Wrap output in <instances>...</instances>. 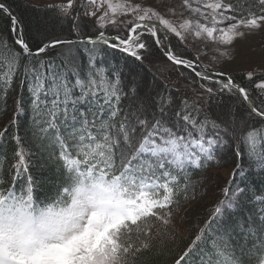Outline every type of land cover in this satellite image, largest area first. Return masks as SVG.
Wrapping results in <instances>:
<instances>
[{
	"label": "snow or ice",
	"instance_id": "snow-or-ice-1",
	"mask_svg": "<svg viewBox=\"0 0 264 264\" xmlns=\"http://www.w3.org/2000/svg\"><path fill=\"white\" fill-rule=\"evenodd\" d=\"M0 20V264H264V0H0Z\"/></svg>",
	"mask_w": 264,
	"mask_h": 264
},
{
	"label": "trees",
	"instance_id": "trees-1",
	"mask_svg": "<svg viewBox=\"0 0 264 264\" xmlns=\"http://www.w3.org/2000/svg\"><path fill=\"white\" fill-rule=\"evenodd\" d=\"M24 2L28 3L30 5H33L35 7H41V6H37L35 4H32L30 2H26V1H24ZM24 18L29 23L30 29H32L33 31L35 30L36 27L39 26L40 21H41L40 14L39 13H35L33 11L25 12L24 13ZM4 24H5V22L3 20H0V30L4 29ZM53 34L55 35V34H63V33L54 32ZM118 58H119V54H118ZM139 71H141V69H139ZM166 73H167L166 77H169V76L171 77L170 79H168V83L172 84L173 81L176 79L175 74L169 73L167 71H166ZM155 74H156V77H157V82L160 83L161 85H163L165 77L163 75L161 76V75H159L157 73H155ZM148 79H149V81H151V79H152V74L151 73L149 74ZM9 116H10V114H4V115L0 116V130H3L4 125L8 122ZM13 131H14V129H9L8 130V134L10 135ZM21 135H24L23 128H21ZM25 147L29 148V147H32V145L26 143ZM12 148H13V145L8 141L7 137H5L3 139H0V159H2L3 156H5V155H10L11 151H12ZM31 159L33 161H37L38 157L33 156V157H31ZM227 165H228V167H230V171H231L232 165L231 164H227ZM32 175L34 177H36L39 182H41V192H44L49 186V183H50L49 177H52L54 175V172H53V170H50L48 168H40V167L34 165L32 167ZM197 179H199V177L197 175H193L192 176V180L193 181H196ZM253 179H257L258 180L259 178L254 177ZM227 180H228V175L226 177H223L222 179L219 178V183L221 185H223ZM260 186L264 187V185H260Z\"/></svg>",
	"mask_w": 264,
	"mask_h": 264
},
{
	"label": "rangeland",
	"instance_id": "rangeland-1",
	"mask_svg": "<svg viewBox=\"0 0 264 264\" xmlns=\"http://www.w3.org/2000/svg\"><path fill=\"white\" fill-rule=\"evenodd\" d=\"M26 2H30L32 4H35L37 6H43V5H46L48 3H53V2H56V0H24ZM260 42H261V38L260 37H256L255 38V41L254 43L256 44V48H255V51L258 53L259 52V46H260ZM258 59V57H257ZM135 67V66H133ZM136 71H139L138 68H136ZM153 71L159 75H163L165 78H166V71L163 70V65H159L157 67H154L153 68ZM230 171V167H228V165H226L224 168H221L219 173H218V176L219 178H223V177H226L228 175ZM198 191H200V195L202 197V200L199 202L200 204H204L206 205V207H199V205L195 206L192 210V219L195 220V217L197 215H199L201 218H204L205 217V214L209 211V207L212 203V200H213V194L211 192H205V191H201L199 188H198ZM194 231V229H193Z\"/></svg>",
	"mask_w": 264,
	"mask_h": 264
}]
</instances>
